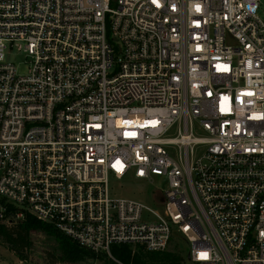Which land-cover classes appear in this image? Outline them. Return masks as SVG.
Wrapping results in <instances>:
<instances>
[{"label": "built area", "instance_id": "1", "mask_svg": "<svg viewBox=\"0 0 264 264\" xmlns=\"http://www.w3.org/2000/svg\"><path fill=\"white\" fill-rule=\"evenodd\" d=\"M259 8L0 0V225L32 216L116 264L113 247L172 237L184 264H264ZM110 177L156 186L151 204L112 197Z\"/></svg>", "mask_w": 264, "mask_h": 264}, {"label": "rangeland", "instance_id": "2", "mask_svg": "<svg viewBox=\"0 0 264 264\" xmlns=\"http://www.w3.org/2000/svg\"><path fill=\"white\" fill-rule=\"evenodd\" d=\"M259 2L260 8L257 15L264 22V0H259ZM5 60L13 64L18 73L24 72V57L21 52L13 49L6 54ZM109 188L112 197L132 199L146 205L151 204L152 196L157 189L156 186L146 185L132 178L115 180L113 177H110ZM30 238L31 245L27 251L26 262L20 261L5 246L0 244V264H110L103 259L94 260L89 257L66 256L62 253L61 245L55 239L41 232L31 233ZM167 251L175 253L184 262L188 247L179 238L172 237Z\"/></svg>", "mask_w": 264, "mask_h": 264}, {"label": "trees", "instance_id": "3", "mask_svg": "<svg viewBox=\"0 0 264 264\" xmlns=\"http://www.w3.org/2000/svg\"><path fill=\"white\" fill-rule=\"evenodd\" d=\"M41 232L52 237L62 248V253L66 256L89 257L94 260H105L110 264H116L105 255H94L79 248L70 239L59 233L50 225L37 221L32 216H27L25 220L15 226L4 227L0 225V244L12 252L20 261H27V251L31 245V233ZM112 257L119 264H183V259L175 253H146L142 251L133 252L126 247H113L111 250Z\"/></svg>", "mask_w": 264, "mask_h": 264}, {"label": "snow or ice", "instance_id": "4", "mask_svg": "<svg viewBox=\"0 0 264 264\" xmlns=\"http://www.w3.org/2000/svg\"><path fill=\"white\" fill-rule=\"evenodd\" d=\"M249 95H251V93H249Z\"/></svg>", "mask_w": 264, "mask_h": 264}]
</instances>
